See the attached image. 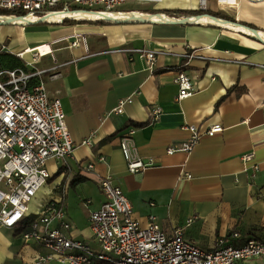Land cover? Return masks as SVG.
<instances>
[{
	"label": "crops",
	"instance_id": "crops-1",
	"mask_svg": "<svg viewBox=\"0 0 264 264\" xmlns=\"http://www.w3.org/2000/svg\"><path fill=\"white\" fill-rule=\"evenodd\" d=\"M199 1L163 0L142 10L117 11L186 18L190 15L174 13L199 12ZM208 7L200 16L217 14L210 17L218 24L108 19L0 26L4 67L19 68L25 61L18 54L48 45L52 52L39 58L36 68L52 69L44 76L47 92L61 100L72 139L80 144L96 132L93 147L78 146L66 164L48 163L55 180L44 204L62 203L74 238L94 245L89 217L105 201L100 180L110 177L143 227L155 217L167 235L184 228V237L206 251L218 239L236 246L251 238L264 240V41L231 28L264 34V0H239L235 7L209 0ZM40 24L45 30H28ZM75 34H83L86 43L72 47L74 40L66 39ZM187 47L200 56L185 67L179 54ZM125 49L164 54L150 70L138 54ZM182 70L196 92L179 100L174 79ZM130 97L133 102L117 114L119 101ZM155 107L162 115L150 123ZM215 124H221L223 132L202 136L192 152L167 153L189 139L186 126L204 131ZM130 128L137 129L131 141L135 153L154 161L136 174L128 171L120 148ZM249 152L255 158L246 164L242 156ZM91 163L93 170H86ZM254 164L260 169L253 177ZM191 218L194 222L185 227ZM234 232L238 238L232 237ZM49 253L41 244H26L16 231L0 227V264H28ZM237 264H264V257Z\"/></svg>",
	"mask_w": 264,
	"mask_h": 264
},
{
	"label": "built area",
	"instance_id": "built-area-1",
	"mask_svg": "<svg viewBox=\"0 0 264 264\" xmlns=\"http://www.w3.org/2000/svg\"><path fill=\"white\" fill-rule=\"evenodd\" d=\"M130 1L145 5L161 0H0V12H20L7 17L0 14V25L16 24L10 19L24 15L36 16L47 23L61 24L66 18L61 21L45 18L69 10L111 12ZM217 1L228 6H237L239 3V0ZM199 2V9L208 11L209 0ZM157 21L200 22L190 17L170 16ZM72 39V47L86 43L83 34H75L66 40ZM44 46L18 54L25 61L23 67L3 69L0 66V227L16 231L26 244L37 242L50 252L28 264H46L52 260L63 264H237L264 257V240L251 238L236 246L218 239L215 247L206 251L184 237V228L167 235L155 217H151L148 226L143 227L133 216L130 200L110 177L100 180L105 201L89 217L94 245L73 237L72 224L61 202L51 200L41 205L38 212H32L31 203L53 178L48 168L49 161L66 164L78 146L93 147L96 138L94 131L80 144L72 139L61 100L50 98L47 92L44 76L52 69L36 68L39 58L43 57L40 47ZM4 51L5 46L0 42V53ZM122 51L138 54L150 70H154L158 55L164 54L144 49ZM28 52L32 57L30 61L25 60ZM179 55L185 67L200 56L195 49L188 47ZM174 82L179 87V100L189 98L196 92L195 84L184 70L176 73ZM132 102V97L120 100L115 112L122 114L125 106ZM161 115L160 107L153 108L150 123L158 121ZM186 129L190 133L189 139L180 148H170L167 152L169 155L178 151L192 152L202 136L213 137L223 132L224 127L215 124L202 131L191 125L186 126ZM136 130L130 128L120 140L127 169L132 174L146 170L154 162L144 160L133 150L131 141ZM254 158L253 152L242 156L246 164L252 163ZM101 160L105 161L104 158ZM93 168L94 164L91 163L85 169L90 171ZM259 169L254 164L253 177ZM194 220H187L185 227ZM232 237L238 238V232H234Z\"/></svg>",
	"mask_w": 264,
	"mask_h": 264
},
{
	"label": "bare ground",
	"instance_id": "bare-ground-1",
	"mask_svg": "<svg viewBox=\"0 0 264 264\" xmlns=\"http://www.w3.org/2000/svg\"><path fill=\"white\" fill-rule=\"evenodd\" d=\"M162 3H163V0H161L159 2H156L155 6L161 5ZM199 4H200V2H199ZM117 10H118V8L115 11L104 12V13H100L98 11H85V10H74V11H72V10H69L67 12H58L56 14H51L50 16L46 17L45 19L46 20H50V21H61L62 18H66L65 20H67L68 19L67 17H70L71 19H68V20H76V21H98V20L103 21V20H106V19H118V20H126V19L127 20H131V19L146 20V19H152V20H156L157 21V20H161L165 16V15L149 16L147 14L138 13V12L124 13V12H119ZM1 13L2 12H0V14ZM1 15L11 16L13 14H11V15L1 14ZM210 16H212V15H210ZM210 16H203V17L200 16L201 18H198V17L195 18V16H186V17L193 18L195 21H200L202 23L218 24V22H219L218 19H216L215 17H210ZM10 20L11 21H16L17 22L16 24H22V23H25V24L26 23H29V24L30 23L31 24L35 23V24H37L39 22L47 23L46 21H41V20L37 19L36 16H32V15H30V16H28V15L25 16L24 15V17H16V18H12ZM63 22L61 24H63ZM49 24H51V23H49ZM231 28H233L235 30H239V31H241L243 33H247V34H249L251 36H255V37H258V38L264 40V34L256 32L254 30H250V29L245 28L243 26H233ZM40 51H41V53H43V56L49 55L52 52L48 45H46L44 47H40ZM27 55H30V53L28 52V53L25 54V56H27ZM23 66H24V64H23ZM5 69H8V68H5Z\"/></svg>",
	"mask_w": 264,
	"mask_h": 264
},
{
	"label": "rangeland",
	"instance_id": "rangeland-1",
	"mask_svg": "<svg viewBox=\"0 0 264 264\" xmlns=\"http://www.w3.org/2000/svg\"><path fill=\"white\" fill-rule=\"evenodd\" d=\"M145 7H147V5L138 4V3L134 2V1H130V2L126 3V4H124L122 7L118 8V9L127 10V11L128 10H142ZM12 14L13 15H18V14H20V12H12ZM0 26H2V25H0ZM45 27H46V25L40 24V25H36V26H32V27L28 28V30L29 31L45 30ZM15 28H20V27H15ZM28 57H31V56H26L27 59H28ZM54 180H52V181L50 180V182L45 187L42 188V190L39 193L38 197L31 203V211L32 212H38L40 210V208H41V205H43L45 203V201L48 200L49 195L51 193H53V188L52 187H53Z\"/></svg>",
	"mask_w": 264,
	"mask_h": 264
},
{
	"label": "trees",
	"instance_id": "trees-1",
	"mask_svg": "<svg viewBox=\"0 0 264 264\" xmlns=\"http://www.w3.org/2000/svg\"><path fill=\"white\" fill-rule=\"evenodd\" d=\"M184 14V15H190V16H199V15H203V11H199V12H187V11H180V12H176V13H174V15H178V14ZM1 14H6V15H11L12 14V12H8V11H4V12H2ZM211 15H213V16H215V17H219V15H217V14H211ZM80 23H84L85 21H79ZM96 22H101V20H98V21H96ZM75 23H77V21L76 20H65L64 22H63V24L64 25H73V24H75ZM3 54H5V52H2V53H0V56H2ZM0 66L4 69V68H6V67H4V65H3V63H2V59L0 58ZM23 66V65H22ZM22 66H20V67H22ZM18 68V67H17ZM9 69V68H8ZM12 69H16L15 67L14 68H12Z\"/></svg>",
	"mask_w": 264,
	"mask_h": 264
},
{
	"label": "water",
	"instance_id": "water-1",
	"mask_svg": "<svg viewBox=\"0 0 264 264\" xmlns=\"http://www.w3.org/2000/svg\"><path fill=\"white\" fill-rule=\"evenodd\" d=\"M106 20H108V19H106ZM110 20H113V19H110Z\"/></svg>",
	"mask_w": 264,
	"mask_h": 264
}]
</instances>
